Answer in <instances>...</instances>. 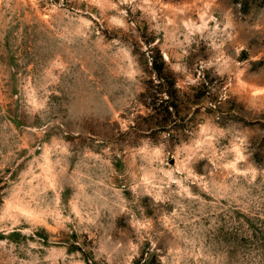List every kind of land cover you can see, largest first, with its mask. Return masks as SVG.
<instances>
[{
  "label": "rangeland",
  "instance_id": "rangeland-1",
  "mask_svg": "<svg viewBox=\"0 0 264 264\" xmlns=\"http://www.w3.org/2000/svg\"><path fill=\"white\" fill-rule=\"evenodd\" d=\"M0 264H264V0H0Z\"/></svg>",
  "mask_w": 264,
  "mask_h": 264
}]
</instances>
